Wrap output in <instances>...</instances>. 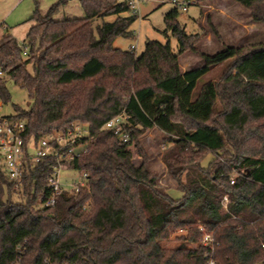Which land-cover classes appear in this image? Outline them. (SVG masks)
I'll list each match as a JSON object with an SVG mask.
<instances>
[{
  "label": "trees",
  "instance_id": "obj_1",
  "mask_svg": "<svg viewBox=\"0 0 264 264\" xmlns=\"http://www.w3.org/2000/svg\"><path fill=\"white\" fill-rule=\"evenodd\" d=\"M233 1L264 23V0ZM66 2L58 0L43 17L33 14L25 52L11 35L1 38L0 101L10 100L8 81L26 92L31 105H13L14 115L3 117L25 123L26 146L85 127L76 142L83 150L64 165L86 175L85 187L60 196L54 209L42 208L37 200L53 158L33 166L19 189L0 172V264H264V45L223 46L183 73L179 59L197 53L199 37L185 32L176 9L163 16V34L176 39V51L169 41H146L136 56L112 46L131 36L137 20L124 1L79 0L83 18L53 19ZM219 65H225L218 91L215 85L220 109L200 119L182 108L180 91L194 96ZM115 117L124 118L134 144L142 134L137 127L167 136L172 146L162 162L181 198L160 189L147 158L132 165L127 144L104 127ZM228 150L231 159L224 157ZM208 154L219 159L202 167ZM184 172L191 176L186 184ZM178 232L184 234L176 247L162 246ZM205 233L209 245L202 244Z\"/></svg>",
  "mask_w": 264,
  "mask_h": 264
},
{
  "label": "rangeland",
  "instance_id": "obj_2",
  "mask_svg": "<svg viewBox=\"0 0 264 264\" xmlns=\"http://www.w3.org/2000/svg\"><path fill=\"white\" fill-rule=\"evenodd\" d=\"M58 0H0V40L4 35H11L17 40L19 45L26 44V35L32 23L29 19L35 12L41 17L45 16L48 10ZM172 8L167 0H145L141 3L137 11V20L130 26L132 33L127 38H117L112 46L121 50H129L135 47L134 53L140 55L144 50L146 41H157L165 44L169 41L172 50L176 51V39L169 34L165 36L163 31L165 25L163 16ZM84 12L81 9L79 0H67L66 4L59 7L52 18L55 20L83 18ZM113 17L106 18L105 21H113ZM179 23L184 27L187 34L197 35L199 41L195 48L197 53L187 52L179 59L182 72L193 70L203 66L201 54L212 56L225 47L249 48L252 45H264V23L254 22L249 12L233 0H195V6H189L187 12L180 13ZM101 20H96L93 25L100 24ZM32 72V68L28 69ZM225 70V65L214 67L209 73L204 75L196 86L194 96L183 94L180 91L182 108L189 112L192 109L201 118L206 119L213 111L220 109L218 100L215 99V89H220V76ZM183 77L180 80V90L182 88ZM216 85V87H215ZM10 100L6 104L0 101V116L7 117L14 115L13 105L21 108H28L31 102L27 98L26 92L15 86L11 81L6 83ZM82 137L87 135L86 129L82 125H77ZM141 135L134 144V150L138 154V164H142L147 158L149 169L158 175V184L162 191L172 199H179L182 193L178 190L177 183L170 177L162 162L163 155L172 146L167 142V136L157 129L142 130ZM252 145V144H249ZM84 146L81 148L83 149ZM255 147V146H254ZM253 145L249 148L253 151ZM256 147L254 148V150ZM224 154V153H223ZM231 159L232 152L228 150L224 156ZM216 155H206L202 161V167H207L208 163ZM67 178L79 179L76 171H64ZM191 179L189 172H184L181 181L186 184ZM66 184L70 181L66 180ZM222 212V211H221ZM184 234L178 232L162 243V246L173 248L179 244L176 237Z\"/></svg>",
  "mask_w": 264,
  "mask_h": 264
},
{
  "label": "built area",
  "instance_id": "obj_3",
  "mask_svg": "<svg viewBox=\"0 0 264 264\" xmlns=\"http://www.w3.org/2000/svg\"><path fill=\"white\" fill-rule=\"evenodd\" d=\"M124 1L130 12L137 14L138 8L145 0H120ZM172 8L179 13L187 12L188 7L193 2L185 0H167ZM24 52L25 45H20ZM130 50H135L131 46ZM4 72L0 69V79L3 78ZM126 122L122 117H115L105 124V128L112 130L119 135L120 140L127 144L126 150L130 153V160L134 167L138 168L139 158L134 150V143L130 142L128 134L123 131ZM25 123L23 121L12 122L0 116V172L3 173L10 182L14 184V189H19L22 180L29 170L39 163L41 160L51 157L55 160V166L52 173L47 177L46 188L41 192L37 200V204L42 208L54 209L57 199L64 195L67 198L74 197L78 191L85 187L86 175L79 174V179L75 180L67 178L63 172L68 169L64 166L79 156L83 150L81 145L76 142L83 135L77 126L73 131L67 134L54 132L40 140L37 144L29 143L27 146L24 141ZM66 180L70 183L66 184ZM231 183H233L231 181ZM227 197H223L221 201V211L227 212ZM212 243L210 234L205 233L202 239L203 245ZM18 264V262H16ZM208 264H214L210 261Z\"/></svg>",
  "mask_w": 264,
  "mask_h": 264
},
{
  "label": "crops",
  "instance_id": "obj_4",
  "mask_svg": "<svg viewBox=\"0 0 264 264\" xmlns=\"http://www.w3.org/2000/svg\"><path fill=\"white\" fill-rule=\"evenodd\" d=\"M17 41V40H16ZM183 82H184V79H183ZM184 86V84L182 85V87ZM189 110V112L191 113V114H193V115H195L196 117H198V118H201L197 113H195L192 109H188Z\"/></svg>",
  "mask_w": 264,
  "mask_h": 264
}]
</instances>
